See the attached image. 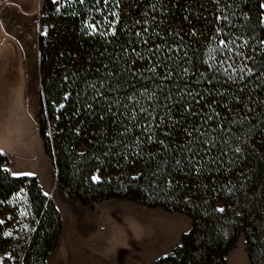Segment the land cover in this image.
Returning <instances> with one entry per match:
<instances>
[{
    "label": "trees",
    "instance_id": "obj_1",
    "mask_svg": "<svg viewBox=\"0 0 264 264\" xmlns=\"http://www.w3.org/2000/svg\"><path fill=\"white\" fill-rule=\"evenodd\" d=\"M263 14L262 0L45 5L39 133L58 186L188 217L154 264H228L242 235L264 264ZM62 230L38 178L0 155V264H47Z\"/></svg>",
    "mask_w": 264,
    "mask_h": 264
},
{
    "label": "rangeland",
    "instance_id": "obj_2",
    "mask_svg": "<svg viewBox=\"0 0 264 264\" xmlns=\"http://www.w3.org/2000/svg\"><path fill=\"white\" fill-rule=\"evenodd\" d=\"M47 1L0 0V155L12 175L34 176L54 187V166L39 133L38 39L45 32L42 16ZM65 197L63 237L49 255L50 264H151L159 246L181 244L191 228L184 215L129 201L87 207ZM10 254L1 261L8 258L12 264ZM229 264H251L243 235L230 252Z\"/></svg>",
    "mask_w": 264,
    "mask_h": 264
},
{
    "label": "crops",
    "instance_id": "obj_3",
    "mask_svg": "<svg viewBox=\"0 0 264 264\" xmlns=\"http://www.w3.org/2000/svg\"><path fill=\"white\" fill-rule=\"evenodd\" d=\"M262 7L264 9V0H262ZM263 21H264V14H263ZM42 188H43V191L44 193H47V196L54 202V204L56 205L57 209L59 210L60 214L62 215V208L61 206H63V204L65 205L66 204V201H68L65 197V194L61 191V189L59 188L58 186V183L56 181L55 183V186L52 187L51 185L50 186H46L42 180L38 179ZM189 224L191 226V220L189 219ZM191 228L189 227L188 231L190 230ZM188 231H186L185 233H187ZM182 234V233H181ZM62 237H63V230H62V233H61V237H60V241L62 240ZM59 241V243H60ZM180 245V242L177 241L176 243L172 244V245H161L157 248V251L158 254L156 256V258L153 260V262L151 264H154V262L159 259L160 257H163V256H166L170 253L173 252V250ZM58 247H59V244H58ZM57 247V249H58ZM56 249V250H57ZM55 250V251H56ZM143 251V249L141 250ZM132 255V254H131ZM130 255V256H131ZM129 256H127L126 258H128ZM124 258V257H123ZM125 258V259H126ZM125 259H121V261L125 260ZM229 260H230V253L228 255V264H229ZM119 261V262H121ZM124 262V261H123ZM47 264H50V256L47 258ZM118 264V263H117ZM149 264V263H147Z\"/></svg>",
    "mask_w": 264,
    "mask_h": 264
},
{
    "label": "snow or ice",
    "instance_id": "obj_4",
    "mask_svg": "<svg viewBox=\"0 0 264 264\" xmlns=\"http://www.w3.org/2000/svg\"><path fill=\"white\" fill-rule=\"evenodd\" d=\"M81 2H83V0H81ZM105 2H107V0H105ZM93 28L95 27L94 25L92 26ZM237 151H239V149H237ZM13 175H23V174H16V173H13ZM28 175H31V173H29ZM93 179H98L97 177H93ZM45 195H47V193H45ZM219 211H223V209H219Z\"/></svg>",
    "mask_w": 264,
    "mask_h": 264
}]
</instances>
